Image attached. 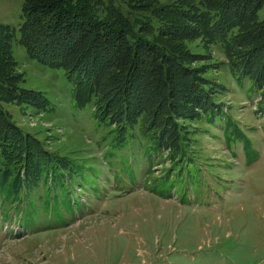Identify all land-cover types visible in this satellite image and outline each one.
Instances as JSON below:
<instances>
[{
	"label": "trees",
	"instance_id": "1",
	"mask_svg": "<svg viewBox=\"0 0 264 264\" xmlns=\"http://www.w3.org/2000/svg\"><path fill=\"white\" fill-rule=\"evenodd\" d=\"M20 18L19 29L0 22L3 222L35 231L50 215L66 225L69 215L82 211L78 179H89L87 160L50 150L6 110L16 104L55 111L41 92L20 87L14 43L39 63L65 71L76 109L93 104L95 119L111 128V158L138 144L150 163L170 160L164 178H171L172 168L194 161L196 139L188 136L218 139L215 127L229 148L242 144L248 164L258 157L217 100L228 86L208 76L215 68L211 56L189 42L218 46L235 83L243 87L249 79L264 102V0H24Z\"/></svg>",
	"mask_w": 264,
	"mask_h": 264
},
{
	"label": "rangeland",
	"instance_id": "2",
	"mask_svg": "<svg viewBox=\"0 0 264 264\" xmlns=\"http://www.w3.org/2000/svg\"><path fill=\"white\" fill-rule=\"evenodd\" d=\"M23 2L0 0V22L19 29ZM189 45L211 56L208 76L228 86L217 100L258 151L252 164L240 142L227 146L218 127L211 129L218 139L188 136L196 139L194 161L172 168L171 178H164L170 160L150 163L138 144L111 158V128L95 119L93 104L76 109L65 71L14 43L20 87L41 92L55 111L16 104L6 110L50 150L87 160L89 179L79 177L82 211L67 215L66 225L48 215L35 231H22L0 211V264H264V102L249 79L235 83L218 46L201 39Z\"/></svg>",
	"mask_w": 264,
	"mask_h": 264
}]
</instances>
